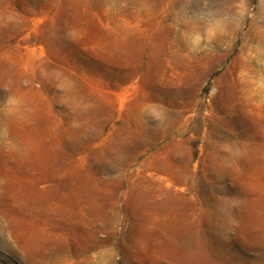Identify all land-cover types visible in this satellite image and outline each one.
Listing matches in <instances>:
<instances>
[{"label":"rangeland","instance_id":"obj_1","mask_svg":"<svg viewBox=\"0 0 264 264\" xmlns=\"http://www.w3.org/2000/svg\"><path fill=\"white\" fill-rule=\"evenodd\" d=\"M0 264H264V0H0Z\"/></svg>","mask_w":264,"mask_h":264}]
</instances>
